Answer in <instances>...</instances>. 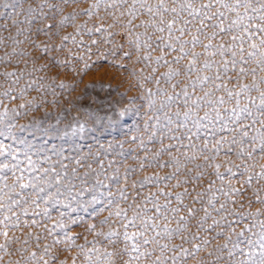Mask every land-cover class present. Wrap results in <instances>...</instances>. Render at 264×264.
<instances>
[{
    "label": "snow or ice",
    "instance_id": "snow-or-ice-1",
    "mask_svg": "<svg viewBox=\"0 0 264 264\" xmlns=\"http://www.w3.org/2000/svg\"><path fill=\"white\" fill-rule=\"evenodd\" d=\"M0 8L11 9L0 12V137L12 141L0 140V264H264V0ZM100 59L133 64L147 101L136 135L71 155L15 135L29 127L14 122L20 110L46 102L30 90L55 98L57 79ZM84 116L33 124V136L67 143L95 124ZM89 209L95 222L73 215Z\"/></svg>",
    "mask_w": 264,
    "mask_h": 264
},
{
    "label": "rangeland",
    "instance_id": "rangeland-1",
    "mask_svg": "<svg viewBox=\"0 0 264 264\" xmlns=\"http://www.w3.org/2000/svg\"><path fill=\"white\" fill-rule=\"evenodd\" d=\"M0 12L10 14L11 9L0 8ZM5 22V20L0 19V23ZM93 59L95 60L96 58L93 57ZM132 70L133 64L131 62H126L124 68H118L113 67L109 60L100 59L96 61V66L83 77L76 76L75 80H72L71 78L61 76L57 79L52 84V88L56 93L55 98L51 92L38 95L36 92L30 90V94L26 95V99L34 100L36 104H40L43 95H46L47 99L45 103L40 104L38 111L34 107L32 111L28 112L27 116L24 115L25 110H20L21 115L17 116L14 122L19 125H29V127L23 132L15 133V135L21 139H27L35 144L36 147H39L44 143V140H47V147L49 149L63 146L66 154L69 155L72 154L74 146L84 149L88 146L95 148L98 142L106 146L114 140L136 135L146 119L145 109L147 108V101L142 98V89L138 90L135 85L138 77L130 75ZM61 81L66 85H74L75 90L57 87ZM148 86L150 87L151 85ZM130 99L134 100V103H129ZM55 101H58V103ZM20 102L22 101L11 102L9 106L15 108L17 103ZM5 103L9 102L5 101ZM121 108H126L127 111L122 116H119L118 119H114L116 113ZM85 113L95 120V124L89 123L84 133L67 138V143L58 138L40 137L38 132L35 137L33 136V132L36 131L33 124L47 127L49 124L60 120L62 123L59 126L64 128L65 124L74 121V118L83 122ZM0 140H3L5 144L12 143L10 139L3 137H0ZM128 147L135 149L136 145L128 143L125 145V148L127 149ZM48 154L51 155V152ZM130 162L131 157L129 158ZM261 163H264V160ZM123 170L121 168V172ZM95 207L98 213H101V218L107 215L106 211L101 212L102 204H98ZM90 213L91 209H89V213L81 211L73 215L82 216L84 223L87 224L95 222L96 214ZM53 215L55 216L56 213L53 212ZM73 230L74 233L82 231L77 226H73ZM82 242V240L77 241V243Z\"/></svg>",
    "mask_w": 264,
    "mask_h": 264
}]
</instances>
